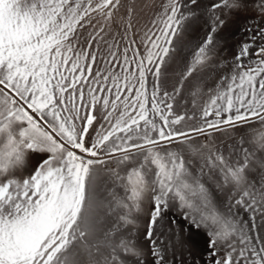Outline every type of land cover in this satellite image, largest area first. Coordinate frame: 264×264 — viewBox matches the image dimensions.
<instances>
[{"label": "snow or ice", "instance_id": "obj_1", "mask_svg": "<svg viewBox=\"0 0 264 264\" xmlns=\"http://www.w3.org/2000/svg\"><path fill=\"white\" fill-rule=\"evenodd\" d=\"M121 7L0 0V264H186L192 229L204 264H264V27L206 82L222 17L264 18V0H214L187 55L200 0H163L142 32ZM170 209L186 226L171 217L165 240Z\"/></svg>", "mask_w": 264, "mask_h": 264}, {"label": "bare ground", "instance_id": "obj_2", "mask_svg": "<svg viewBox=\"0 0 264 264\" xmlns=\"http://www.w3.org/2000/svg\"><path fill=\"white\" fill-rule=\"evenodd\" d=\"M213 2L214 0H200V19L182 37V40L186 46L185 55L188 54L192 47L202 42L206 37L208 27L204 21L208 18L207 13L209 11V6ZM157 3L158 0H121L122 7L119 9L118 15H126L128 7H133V22L142 32L147 26L148 19L152 14L153 9H155ZM250 12L241 13L237 16L227 15L222 17L225 19V24L223 28H221L216 34V40L218 41L217 62L219 63L221 61H226V63L223 64L222 68L208 70L211 73V75L206 76V82L208 84H211L217 75L227 71L239 50V45L250 36V33L247 31V29L254 28L257 25V22H255L253 19L254 16H252ZM182 68L183 64L180 61H177L176 63L169 66L165 76L167 81L166 86L169 90L179 81L180 71ZM182 95L183 100H181L180 97L177 98L180 100V109H191V96L189 94L187 82H185V89ZM228 142L230 143L231 141ZM217 143H220V141L218 140ZM42 158L43 157L38 155L34 156L29 162V170H34ZM21 175H23V173H21ZM149 211L150 206L146 205L145 213L141 216V223L137 229V241L144 247H147V242L143 239V235L146 230L145 225L148 219L147 213ZM173 216H175L181 225L186 226V222L180 220L179 213L175 209H170V211L166 214V219L162 222L164 224L165 240L171 238L167 234V228L169 227V219ZM174 244L176 254L181 256L186 261V264H197V261H199V264H204V254L206 253L207 248L206 237L202 232H198L195 229H192L190 232H181L179 240L174 241ZM189 252L191 255H189Z\"/></svg>", "mask_w": 264, "mask_h": 264}, {"label": "rangeland", "instance_id": "obj_3", "mask_svg": "<svg viewBox=\"0 0 264 264\" xmlns=\"http://www.w3.org/2000/svg\"><path fill=\"white\" fill-rule=\"evenodd\" d=\"M163 3V0H158L157 5L155 6V9H153V12L151 14V18L149 17L147 26L151 25L152 21L155 19L156 15L160 12V5ZM252 14L253 19L255 22H257L261 27H264V18L259 17L255 12H250Z\"/></svg>", "mask_w": 264, "mask_h": 264}]
</instances>
